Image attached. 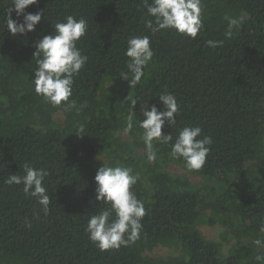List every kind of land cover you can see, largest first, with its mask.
I'll list each match as a JSON object with an SVG mask.
<instances>
[{
  "label": "trees",
  "instance_id": "1",
  "mask_svg": "<svg viewBox=\"0 0 264 264\" xmlns=\"http://www.w3.org/2000/svg\"><path fill=\"white\" fill-rule=\"evenodd\" d=\"M10 6L0 0V264H264V0H202L195 39L172 30L151 33L143 0H38L25 12L43 10L41 21L15 36L5 24ZM68 15L87 21L77 47L88 60L70 97L83 105L79 112L53 107L32 85L35 43ZM226 16L244 17L230 38ZM11 17L23 19L15 11ZM144 35L155 55L130 88L120 77L128 72L127 40ZM209 40L223 44L212 48ZM162 92L177 97V123H165L162 134L173 141H153L156 159L149 161L140 109L148 102L149 110H163ZM130 114L133 127L125 132ZM185 126H200V138L213 140L199 171L170 156ZM25 163L49 173L47 215L23 185L5 183L23 175ZM103 163L138 175L131 191L147 212L140 238L118 250L100 251L85 231L104 207L94 179ZM171 165L185 173L171 172ZM215 225L226 230L225 255L201 231ZM160 246L178 254L147 255Z\"/></svg>",
  "mask_w": 264,
  "mask_h": 264
},
{
  "label": "clouds",
  "instance_id": "2",
  "mask_svg": "<svg viewBox=\"0 0 264 264\" xmlns=\"http://www.w3.org/2000/svg\"><path fill=\"white\" fill-rule=\"evenodd\" d=\"M38 0H11L5 20L6 28L13 36L34 31L36 25L44 15L43 10L35 13L25 12L30 5L37 4ZM147 14L152 19L145 21V28L155 34L162 30H172L179 35L195 39L203 27L202 0H143ZM23 17L22 21L14 20L11 13ZM228 21L226 37H231L234 28H238L244 17H225ZM54 31L43 36L35 43L37 51L36 69L33 73L32 85L37 96L53 107H63L66 111L77 108L72 96L74 77L84 68L88 57L82 55L77 42L86 35L87 21L68 15L62 22L53 24ZM212 48L219 47L223 41L209 40ZM124 55L128 57V72L120 73V77L128 81L129 87H136L144 69L149 65L155 53L151 47L150 37L132 36L127 40ZM162 103L163 110L152 105L149 110L148 102L140 109L143 119L139 127L143 130L142 140L147 150V159L154 161L156 152L153 141L169 144L173 141L171 134H162V128L167 122L175 126L178 113V103L175 94L162 92L157 95ZM132 109L137 101L130 100ZM133 127V115L127 118L125 132ZM203 129L200 126H185L178 130L173 143H171L170 156L173 159H182L190 172L199 171L206 163L213 140L210 136L202 137ZM133 170L122 165L109 166L103 163L94 177L95 199L104 205L97 214L92 215L86 225L85 231L89 240L100 251L118 250L121 246L127 247L140 238L142 220L147 214L144 204L131 191L139 177L132 174ZM49 175L44 168H35L27 163L23 165V175H10L5 183L8 185H23L22 191L26 196L35 198L45 215L49 212L51 203L44 187L45 178ZM31 226L29 221H25ZM264 231V229H262ZM257 245L261 241H255Z\"/></svg>",
  "mask_w": 264,
  "mask_h": 264
},
{
  "label": "rangeland",
  "instance_id": "3",
  "mask_svg": "<svg viewBox=\"0 0 264 264\" xmlns=\"http://www.w3.org/2000/svg\"><path fill=\"white\" fill-rule=\"evenodd\" d=\"M57 117L60 118L59 115H57ZM169 170L171 172H178L181 174L185 173L183 169L177 168L172 165L169 166ZM189 177L191 181L198 182V179L196 177H193V176H189ZM201 231L207 239L217 242L221 245L222 254L224 255L227 254L230 248V245L221 239V235L226 232V230L222 226L220 225L202 226ZM176 254H178V251L175 250L174 248H167V247L160 246V247L155 248L152 251V253H148L147 255L152 258H164V257L172 256V255L175 256Z\"/></svg>",
  "mask_w": 264,
  "mask_h": 264
}]
</instances>
